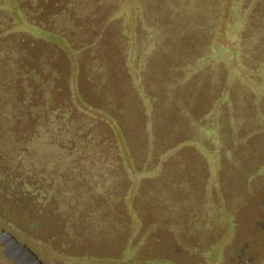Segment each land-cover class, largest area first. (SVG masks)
<instances>
[{
  "label": "rangeland",
  "instance_id": "1",
  "mask_svg": "<svg viewBox=\"0 0 264 264\" xmlns=\"http://www.w3.org/2000/svg\"><path fill=\"white\" fill-rule=\"evenodd\" d=\"M72 1L0 0V51L15 55L0 54V76L13 80L14 91L9 88L2 100L23 105L10 121L16 156L22 158L12 166L42 164L48 172L46 149L26 156L24 146L38 135L52 107L71 120L83 117L96 136L116 143L127 169V231L65 256L57 241L47 245L49 232L59 227L41 224L45 216L30 210L38 217L37 229L25 222L20 211L27 207L10 201L8 186L0 182V264H15L11 235L45 264H238L232 259L237 218L227 210L233 195L219 194L217 179L221 162L250 159L249 148L241 159L223 153L245 137L235 131L237 118H246L256 95L262 99L259 127L264 123V0H187L181 12L176 6L182 0L77 1L76 7H84L81 18L67 28L61 16ZM193 3L197 11L186 15ZM166 26L171 44L162 43ZM152 28L159 29L157 43L151 41ZM153 48L158 52L152 58ZM13 60L15 68L9 67ZM211 91L210 99L194 95ZM27 107L30 112L23 110ZM239 124L244 128L247 122ZM257 163L251 162L253 170ZM193 167L194 179L204 183L195 191L189 186ZM249 241L256 255L252 264H260L264 227ZM86 252L92 256L83 257Z\"/></svg>",
  "mask_w": 264,
  "mask_h": 264
},
{
  "label": "trees",
  "instance_id": "2",
  "mask_svg": "<svg viewBox=\"0 0 264 264\" xmlns=\"http://www.w3.org/2000/svg\"><path fill=\"white\" fill-rule=\"evenodd\" d=\"M77 1H81L83 4L87 2L86 0H74L66 5V11L62 13L61 19L67 24V28H74L72 27L73 23L76 19L81 18L80 11L84 7H76ZM186 1L182 0L178 3L176 11L181 12L180 5ZM193 10L197 11V5L194 3L188 8L186 15L193 13ZM164 29L161 38H163L162 43L167 44L170 43L169 32L172 30H170V26H166ZM158 30L152 28V35L156 34L155 39H151L153 43H157ZM172 38L175 42V36ZM153 49L154 52L149 54L152 55V58L158 52L157 48ZM0 54L4 58L8 54L15 57L6 48H3ZM170 57L179 58L174 54ZM9 62V67L15 68V61ZM2 76L4 75L0 76V182L8 186L10 193L7 198L10 201L16 199L21 210L27 207V212L20 211L25 216L23 220L25 222L30 220L31 225L37 229L36 219L38 217L32 218L31 212L38 216H45L41 224L48 227H52V225L59 227L57 231L49 232L50 237H47V245L57 241L61 245V253L65 256H72L83 246L86 247L92 243L98 245L102 239L113 241L117 235L125 233L127 231L125 219L129 216V196L127 194L129 185L127 182L130 179L126 173L125 164L121 163V159L118 158L120 151L117 149L116 143L107 135L105 137L102 134L96 136L89 129L91 127L88 124L89 121L83 117L71 120L60 109L52 107L48 119L43 120V124L40 125L41 130L40 128L37 130L38 135L32 138L29 143L25 142L24 146L27 150L26 156L33 153L34 149H46L50 155L47 160H44L47 162L48 172L44 171L46 168L42 164H36L33 169L31 165H26L24 162L23 164L16 162L19 166L13 168L12 164H14L15 158L16 160H22V158L16 156L15 145L17 146L18 141L15 142L11 136L10 127L12 124L10 121L15 118L13 114L20 107L23 108V105L3 102L4 96L8 98L10 84L13 80L9 77L1 78ZM159 83L164 84L165 81L160 80ZM262 85L264 86V84ZM10 90L13 94V88ZM213 92L211 91L210 95L204 93L194 95L210 99ZM42 108L44 109V105ZM31 109L27 107L23 110L30 112ZM231 111L235 116L234 107L231 108ZM123 112L122 110L120 114L122 115ZM257 112L250 118L247 116L242 119L237 118L238 123H236L235 131L240 129L239 133L246 132L244 137L246 140L250 135L264 131V123L259 127L260 119ZM262 113L264 114V111ZM40 114L42 116L44 113L41 111ZM243 119L247 124L244 128H239V122L241 123ZM4 166L7 168L4 169ZM37 170L40 171V174L33 176V172ZM13 173L14 176H12ZM129 176L131 175L129 174ZM34 207L37 209V213L34 212ZM134 216H132L133 222H135ZM19 222L24 224V221L19 220ZM90 256L92 254L88 252L83 254V257Z\"/></svg>",
  "mask_w": 264,
  "mask_h": 264
},
{
  "label": "crops",
  "instance_id": "3",
  "mask_svg": "<svg viewBox=\"0 0 264 264\" xmlns=\"http://www.w3.org/2000/svg\"><path fill=\"white\" fill-rule=\"evenodd\" d=\"M260 68L264 69V66H260ZM263 69H261V70H263ZM259 71H260V69H259ZM262 72L264 73V71H261V73ZM261 96L264 99V94ZM260 100H262V99H260ZM239 102H240V100L235 103V105H234L235 110L240 108ZM260 102L261 101L258 100V97L256 95V99L253 100V103L251 102L252 104H250L249 107H247L249 110L248 114H247L248 118L252 117V115H254L255 112H257L258 104ZM242 104H244L246 106L245 101ZM256 134L262 135V134H264V131L255 133L254 135H250L248 140H246L244 138V136L241 135L239 137L240 140H235L234 142H232V146H228L227 149L224 150V153H223V155L225 156L226 159L228 157V154L233 158H240L241 159V158H243L242 152L246 151L245 148H249L250 149V155L248 154V156L250 157L249 161H246L245 163L231 164V161L227 160L228 163L221 162V164H220L219 178L217 179V181H218L217 186H220L218 188L219 194L221 192V193H223L222 194L223 196L226 193L233 195L232 196V205H231L232 207H231V209H227V210L229 212L233 211L234 218H238V214H237L236 210L240 206V202L243 200V198L241 197V192L238 189V186L244 185V187L245 186L248 188L250 187L249 189H251V187H253L255 183H258L257 182L258 180H260V179L264 180V171L262 173V176H259L258 178H255L256 176L249 178V175H252L251 174L252 172H256V170L261 169V168L264 170V148H262V142L264 145V140L261 139L259 141H256L257 140L256 137L260 138V136H258ZM256 159L258 160V163L256 165V168L253 170L254 166L251 165V162L253 160H256ZM229 164H231V165H229ZM227 165H229V166L227 167ZM192 172H193V177L191 179H193L194 181L191 183L192 186L191 185H189V186L191 187L190 190H192V188L194 187L193 191H195L197 186L202 187V186H204V183L198 182V179H197L198 177H196L194 179V167L191 169V175H192ZM223 176H225V177L223 178ZM201 179H204V178H201ZM172 186L175 187L176 185L172 184ZM177 202H179V200ZM223 202L226 204L225 201H223ZM226 208H228L227 205H226ZM153 219H155V221L152 222V226H154V223L156 222V227L158 228V226H157V223L159 222L158 218L153 217ZM154 228H155V226H154ZM160 230H163V229H160ZM169 231H172V230H169Z\"/></svg>",
  "mask_w": 264,
  "mask_h": 264
},
{
  "label": "flooded vegetation",
  "instance_id": "4",
  "mask_svg": "<svg viewBox=\"0 0 264 264\" xmlns=\"http://www.w3.org/2000/svg\"><path fill=\"white\" fill-rule=\"evenodd\" d=\"M263 181V182H262ZM251 189L238 186L243 200L236 210L238 218L235 221L237 227L235 238L232 242L233 261L238 264H252L255 260V250L250 239L259 227H264V180H258ZM264 264V260L260 263Z\"/></svg>",
  "mask_w": 264,
  "mask_h": 264
},
{
  "label": "water",
  "instance_id": "5",
  "mask_svg": "<svg viewBox=\"0 0 264 264\" xmlns=\"http://www.w3.org/2000/svg\"><path fill=\"white\" fill-rule=\"evenodd\" d=\"M8 235V234H7ZM12 239V260L15 264H45L43 260L26 243L18 240L15 236Z\"/></svg>",
  "mask_w": 264,
  "mask_h": 264
}]
</instances>
